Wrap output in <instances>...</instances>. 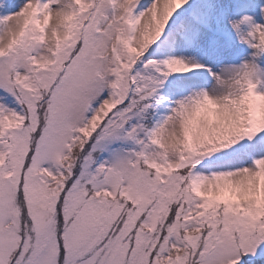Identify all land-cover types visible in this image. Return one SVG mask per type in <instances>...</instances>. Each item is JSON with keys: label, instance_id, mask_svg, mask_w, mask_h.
Here are the masks:
<instances>
[{"label": "snow or ice", "instance_id": "obj_1", "mask_svg": "<svg viewBox=\"0 0 264 264\" xmlns=\"http://www.w3.org/2000/svg\"><path fill=\"white\" fill-rule=\"evenodd\" d=\"M0 264H264V0H0Z\"/></svg>", "mask_w": 264, "mask_h": 264}]
</instances>
